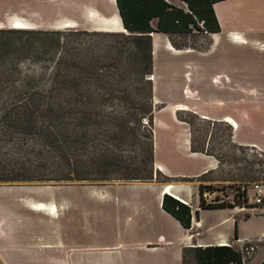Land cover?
<instances>
[{
  "label": "trees",
  "instance_id": "trees-1",
  "mask_svg": "<svg viewBox=\"0 0 264 264\" xmlns=\"http://www.w3.org/2000/svg\"><path fill=\"white\" fill-rule=\"evenodd\" d=\"M179 1L185 10L167 0H114L121 33L0 28V185L153 180L149 34L218 33L212 5L224 0ZM125 147L136 149L128 160ZM190 151L218 161L192 139ZM240 189L230 204H215L204 201L205 186L198 185L197 208L246 206L247 188ZM161 208L190 228L188 205L163 194ZM188 263L243 260L229 245H207L183 248L181 264Z\"/></svg>",
  "mask_w": 264,
  "mask_h": 264
},
{
  "label": "crops",
  "instance_id": "crops-1",
  "mask_svg": "<svg viewBox=\"0 0 264 264\" xmlns=\"http://www.w3.org/2000/svg\"><path fill=\"white\" fill-rule=\"evenodd\" d=\"M100 1L98 9L91 7L92 15L102 12L97 22L102 28L98 30L123 32L114 0ZM167 2L185 10L179 4ZM259 4V0L214 3L212 10L220 31L209 34L210 37L223 36L231 47L249 45L251 51L264 53V42L256 33L251 35L249 30L244 32L233 27L234 23L254 21L257 16L259 19L261 15L255 14L257 5L260 11ZM151 26L154 28L155 20L151 21ZM149 37L152 167L155 173L171 180L71 185L80 186L76 190L61 189L65 185H0V264H181L182 249L186 247L229 245L239 251L238 244H249L247 239L240 237L241 217L238 214L242 208H197V187L205 183H200L202 178L214 172L218 163L210 155L190 151V127L178 120L177 114L191 110L202 119L231 123L232 143L262 152L264 126L248 130L251 136L247 139L243 136L242 111H237L233 118L218 111L209 115L186 103L170 102L176 92L173 91L176 78L171 61L191 54L205 56L211 51L213 40L208 48L198 51L191 47L174 49L164 33L151 32ZM235 38L244 43H236ZM232 71V68L228 73L220 69L209 79L219 86L226 85L232 82ZM197 95L195 89L182 88L187 102ZM260 98H264V92L249 89L238 98L223 95L222 100L237 103V100L257 101ZM163 194L190 207L188 230L161 208ZM194 211H197V218ZM205 213L210 219L203 222ZM255 240L264 243L263 236Z\"/></svg>",
  "mask_w": 264,
  "mask_h": 264
},
{
  "label": "rangeland",
  "instance_id": "rangeland-1",
  "mask_svg": "<svg viewBox=\"0 0 264 264\" xmlns=\"http://www.w3.org/2000/svg\"><path fill=\"white\" fill-rule=\"evenodd\" d=\"M169 1L179 4L185 9V5L179 0ZM259 1H261L260 11L258 12V5L257 12L255 11V14L261 15L259 19L257 16L254 21L234 23L233 27L244 32L249 30L250 34L254 32L264 42V0ZM100 4V0H0V28L102 32L98 30V27L102 28V26L97 23L102 12L99 11V15L96 12L94 15L91 14V7L97 8ZM167 38L174 49L191 47L198 51L208 48L213 40L211 51L205 56L191 54L179 56L171 61L176 78L173 91L176 92L170 102L186 103L187 106L196 107L199 112L209 115H214L218 111V113L221 112L235 118L236 112L242 111L243 136L247 139L251 136L247 132L248 130L257 125L259 128L264 126V98L257 101L237 100V103L222 100L223 95L238 98L240 95H245V91H249V89L264 92V76L259 73L264 75V53L258 54L251 51L249 45L231 47L225 42L223 36L211 38L209 34L199 33L196 30L187 34H170L167 35ZM235 40L236 43H244L240 38H235ZM231 68L233 69L231 83L219 86L218 83L209 79L210 75L218 70L223 69L228 73ZM157 71L160 75L161 70ZM149 79L151 82V76ZM158 81L161 82V79ZM184 86L195 89L198 95L190 98L191 100L188 99L187 102L182 96ZM177 118L189 123L187 125L191 129L193 146L211 153L218 160L217 169L203 177L200 182H205L202 184L205 186L204 201L206 203L230 204L235 190L241 194L240 187L247 188L246 206H238L243 209L238 214L241 217L240 237L247 239L248 245L252 246L255 251H249L252 253L243 255V264H254L264 257V243H257L255 240V237H264V208L250 205L249 201L252 200L250 187L252 183L264 184V152L250 146L232 143L231 123L202 119L191 110L178 113ZM141 124L143 126L142 134L147 135L150 121L148 118H143ZM135 150L129 147L123 148L121 154L124 160H128L133 155L132 151ZM150 166L148 165V171L152 179L162 180L161 176L151 170ZM133 181L112 180L99 183L106 185ZM79 184H63L65 186L61 189L76 190L80 186L71 185ZM80 185H88V183L84 182ZM44 186L54 185L46 184ZM207 213L202 217L203 222L210 219ZM245 216H247L246 220L243 219ZM237 246L239 252L242 251L244 254V244L240 243Z\"/></svg>",
  "mask_w": 264,
  "mask_h": 264
},
{
  "label": "built area",
  "instance_id": "built-area-1",
  "mask_svg": "<svg viewBox=\"0 0 264 264\" xmlns=\"http://www.w3.org/2000/svg\"><path fill=\"white\" fill-rule=\"evenodd\" d=\"M250 190L252 192V200L249 201L250 205L255 206V207H260V208H264V184L261 183H252ZM249 251H254L252 246H247L246 248H244V254L241 252L242 254V260L244 262V257L243 255H249L252 252Z\"/></svg>",
  "mask_w": 264,
  "mask_h": 264
}]
</instances>
